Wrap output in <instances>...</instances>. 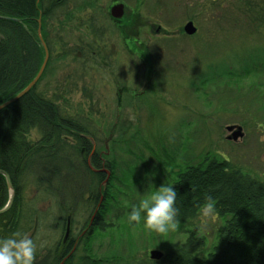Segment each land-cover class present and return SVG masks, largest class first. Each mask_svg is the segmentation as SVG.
Here are the masks:
<instances>
[{
    "label": "rangeland",
    "instance_id": "1",
    "mask_svg": "<svg viewBox=\"0 0 264 264\" xmlns=\"http://www.w3.org/2000/svg\"><path fill=\"white\" fill-rule=\"evenodd\" d=\"M118 3L125 6L122 22L110 14ZM64 10L45 24L52 61L37 91L83 130L87 159L97 151L109 173L96 183L80 162L86 150L62 136L57 202L38 192L32 173L21 179L18 232L37 244L33 264H44L50 248L59 251L70 230L76 258L91 264H152L151 250H176L192 230L204 237L198 256L206 257L229 216L205 219L199 211L159 236L143 223L130 226L127 212L149 184L179 190L186 168L211 156L264 181V0H67ZM0 18L15 21L2 12ZM188 21L197 27L192 36L183 31ZM71 47L78 54L88 47L87 61L64 58ZM229 125L242 126L243 138L228 140ZM28 138L38 142L41 134L35 128ZM97 213L103 228L92 223Z\"/></svg>",
    "mask_w": 264,
    "mask_h": 264
},
{
    "label": "trees",
    "instance_id": "2",
    "mask_svg": "<svg viewBox=\"0 0 264 264\" xmlns=\"http://www.w3.org/2000/svg\"><path fill=\"white\" fill-rule=\"evenodd\" d=\"M66 2L67 0H0V12L21 20L15 22L0 18V104L20 93L34 79L43 63L44 50L37 37L39 19L42 35L51 55L52 44L45 24L49 19H56L60 12H66ZM90 4L91 2L88 6ZM121 33L127 36L124 28ZM86 48L79 51L81 58L76 47L65 49L64 58L86 62V55L90 54ZM51 61L50 56L42 78L28 93L0 110V169L10 175L16 190L11 209L0 215V238L22 229L20 221L25 201L20 185L21 179L28 173H32L38 192L57 202L62 193L60 181L63 175L62 165L58 163H62L66 156L63 153L65 144L61 143L62 136L74 137L86 150V153L80 154L83 158L80 162L96 176V183H101L106 177V167L97 151L93 150L91 164L98 171L88 168L87 157L91 144L84 135L79 134L83 130H77L70 118L62 115L60 106L55 101L37 91ZM35 128L41 138L38 142L30 143L28 137ZM206 159L203 163L189 165L185 173L180 175L182 185L178 190L177 207L181 214L180 223H184L194 219L205 203V196L212 195L216 202V212L222 217L229 216L217 243L206 257L198 256L205 246V239L192 230L181 247L168 251L160 261L151 263L264 264V181L231 166L228 160H219L217 156ZM67 160L69 159L65 162L69 166H63H67V172L72 176L74 165L71 160ZM98 188L97 185L96 192L92 194L96 197L95 203L99 201ZM71 189L74 191L75 187L72 186ZM63 190L68 194L70 187ZM104 194L106 195L105 191ZM8 198L6 179L0 174V209L6 205ZM100 217L97 213L94 225L103 228ZM54 247L49 249L44 264H91L86 256L78 260L77 253H74L67 258L66 252L57 250L59 246Z\"/></svg>",
    "mask_w": 264,
    "mask_h": 264
},
{
    "label": "clouds",
    "instance_id": "3",
    "mask_svg": "<svg viewBox=\"0 0 264 264\" xmlns=\"http://www.w3.org/2000/svg\"><path fill=\"white\" fill-rule=\"evenodd\" d=\"M173 183H163L159 187L148 186L147 195L130 205L127 222L130 226L143 223L150 232L165 236L180 225L181 214L177 207L178 190ZM201 215L207 219L216 212V202L212 195L205 196ZM37 244L34 239L21 232L0 238V264H33Z\"/></svg>",
    "mask_w": 264,
    "mask_h": 264
},
{
    "label": "water",
    "instance_id": "4",
    "mask_svg": "<svg viewBox=\"0 0 264 264\" xmlns=\"http://www.w3.org/2000/svg\"><path fill=\"white\" fill-rule=\"evenodd\" d=\"M125 13V6L122 3H118L113 5L110 8V14L114 19L120 20L122 19V17L124 16ZM15 21H19L20 19H14ZM184 31L188 34V35H193L196 33L197 31V27L194 25L193 21H189L187 22V24L184 26ZM39 36L40 39L44 45L45 48V57L43 60V63L41 65V68L39 69L37 75L34 77V79L20 92L18 93L16 96H14L13 98L5 101L4 103L0 104V110H2L3 108L7 107L8 105L12 104L13 102L17 101L19 98H21L22 96H24L26 93H28L40 80L41 76L43 75V72L47 66L49 57H50V53H49V49L45 43V41L43 40V37L41 35V20L39 19ZM227 131L229 132L227 139L231 140V141H238L240 138H243L244 136V131L242 126L240 125H229L226 127ZM106 172H108V170H106ZM109 173V172H108ZM0 174L4 175L5 179H6V183H7V187H8V202L6 203V205L0 209V215L8 212L13 203H14V199L16 196V190L15 187L12 183V179L10 177V175L5 171L0 169ZM69 231H67L66 236H68ZM164 253L160 250H152L150 252V257L153 260H160L163 257Z\"/></svg>",
    "mask_w": 264,
    "mask_h": 264
},
{
    "label": "flooded vegetation",
    "instance_id": "5",
    "mask_svg": "<svg viewBox=\"0 0 264 264\" xmlns=\"http://www.w3.org/2000/svg\"><path fill=\"white\" fill-rule=\"evenodd\" d=\"M83 150H85L84 148H83ZM93 153V152H92ZM92 155L93 154H90V156H89V159H87V162H88V165L92 168V170H94V168L95 167H93L92 166V164H90L89 162H91V158H92ZM101 218V217H100ZM101 220V219H100ZM94 221H95V219L94 220H92V223L94 224ZM102 223V222H101ZM102 225H103V223H102ZM70 235H71V230H70V232H69V234H68V236H69V238L67 237V236H65L63 239H62V241H61V248H60V250L61 251H63L64 253L66 252V254H68L67 255V258L70 256V255H72V253H74L75 252V250L77 249L76 248V241L74 240V238H70Z\"/></svg>",
    "mask_w": 264,
    "mask_h": 264
}]
</instances>
